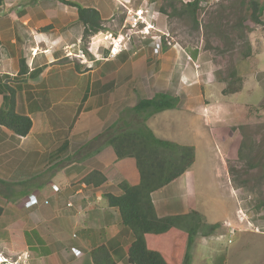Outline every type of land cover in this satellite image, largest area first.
Returning <instances> with one entry per match:
<instances>
[{
	"label": "crops",
	"instance_id": "obj_1",
	"mask_svg": "<svg viewBox=\"0 0 264 264\" xmlns=\"http://www.w3.org/2000/svg\"><path fill=\"white\" fill-rule=\"evenodd\" d=\"M69 1L83 8L94 9L100 16L102 31L86 38L85 49L89 59L84 57L85 54L78 56L82 52L84 28L76 8L58 0H0V84L6 82L14 88L16 113L32 121L26 137H18L0 127V194L4 195L0 201V217L9 218L8 229H18L21 222V229L49 236V240L42 237L50 249L45 264L48 261V264H57L55 260L58 259L65 264H92L90 250L98 246L106 247L115 264H129L126 248L132 241L131 234L120 225L118 211L107 206L105 195L119 196L122 193L118 188L121 182L137 186L140 178L135 160H118L112 147L100 135L108 129L112 132L122 127L120 116L125 111L134 107L139 99H149L158 93L177 96L180 101L186 99L184 113L193 117L191 103L192 98L197 97L196 91L206 93L214 87V83L223 89L225 83L216 79L219 70H180L182 74L179 76L178 70H161L159 58L152 62L150 70L149 62L154 54L148 56L146 53L154 51L153 42L147 45L146 51L145 47L139 45L147 36H156V31L158 35H167L160 30L167 27V17L159 12L162 0ZM181 1L188 3L193 0ZM140 11L144 22L138 24L137 30L144 28L145 24L153 26L146 36L130 32L127 25V16ZM110 24L122 31L126 29L124 33L114 31L115 34L111 35V39H123L122 50L118 49L116 57L109 55L111 42L108 47L100 48L106 41L102 39L103 34H112L107 28ZM199 57V53L194 54V61L190 62L196 65ZM119 58L122 60L119 61ZM20 61H23L26 74L16 79ZM175 63L177 65V60ZM178 66L180 68L181 63ZM146 70H149L148 75ZM255 71L252 70L249 75L238 72L231 83H237V78L241 79L240 91L225 95L224 100L213 104V107L197 110L198 121H205V125H208L212 121L203 111L211 112V107L232 110L235 106L240 107L231 102L238 101L241 93L245 98L248 94L249 98L253 89L262 88L264 91V71ZM2 96L0 93V107L3 105ZM258 100L260 103L257 105L263 106L264 94ZM160 115L163 114L150 116L145 122L153 134L160 133L163 122ZM116 124V128L111 129ZM83 150H86L85 153H80ZM93 171L105 178L103 184L93 186L81 182L85 175ZM188 175L190 173L179 177L182 178L180 186L184 187L179 204L171 200L165 202L168 198H161L179 178L152 193L151 199L158 218L182 217L196 212L204 226L218 225L208 235L198 233L188 252L192 258L191 264H201L213 254L210 252L223 253L218 244L211 245V242L217 240L218 243L225 237L227 246L225 255L217 258L220 259L219 264H264V232L259 234L251 230V227H257L264 231V211L242 212L246 223L239 221L241 215L236 208L214 220L212 214L199 212L197 204L191 202ZM25 183L29 186L12 190L7 188ZM52 186H57L58 191L53 190ZM235 192L238 191L233 189ZM29 194H35L39 204L26 209L23 203ZM237 197L238 201L234 203L239 205L246 202L244 196ZM68 203L72 207H68ZM21 210L25 211V215ZM183 221L185 224L188 222L186 218ZM225 223L236 230L233 238H230ZM69 232L72 236L76 234L79 247L75 244L70 246L80 251L78 257L70 253V246L68 254L62 253L64 236ZM239 234L245 236L239 242L241 246L233 250L232 247L238 244L235 238ZM248 235L252 239H248ZM145 239L147 246L159 251L168 264L183 262L187 241L184 230L171 229L160 236L147 235ZM35 244V240L31 241L30 246ZM9 245L14 250L13 254L19 253L13 244ZM242 248L250 251L249 257L243 255ZM22 254L25 255L23 263H27L31 255L25 251Z\"/></svg>",
	"mask_w": 264,
	"mask_h": 264
},
{
	"label": "rangeland",
	"instance_id": "obj_2",
	"mask_svg": "<svg viewBox=\"0 0 264 264\" xmlns=\"http://www.w3.org/2000/svg\"><path fill=\"white\" fill-rule=\"evenodd\" d=\"M258 1L264 7V0ZM162 5L163 3L161 2L159 7ZM246 15L241 0H203L197 12V30L193 28V25L188 20L178 17L166 18L167 27L165 29L158 27V29L167 33L168 40L172 46H167L165 37L158 35L159 33L156 31L155 35L161 38V49L156 55L154 51L146 53L148 56H152V53L154 54V58L149 62L150 70H152V62L159 58L161 70H178L177 76L182 74L180 70H219V76H216V79L223 80L225 83L223 89L221 87L218 88L216 83H214V87L210 88L206 93L202 91L199 94L196 91L197 97L195 98L194 96L191 103L193 117L184 113L187 107L185 104L186 99L181 100L176 109L161 113L163 115H160L159 118L163 122L160 125V133L154 132V136L157 139L166 140L179 146L194 148V163L186 172L190 173L188 175L189 195L191 196V202L197 204V210L199 212H209L214 217V220L219 219L223 214L235 211V208L237 213L241 215V218H239L240 222L245 220L242 212L250 214L251 211H264V206L261 205L264 202V106L257 105L259 97L264 94L263 89H253L254 92H251L249 98L248 94L247 98H245L243 96L244 93H241L242 96L238 101L231 102L232 105L234 103L240 105V107L235 106L232 110H220L218 107L212 109L215 106L213 104H218V101L221 103L224 100L225 94L223 90L232 80L230 74L234 73V78H236L238 72L242 75H249L252 70H256L255 73L264 71L263 25H254L247 20ZM263 19L264 14L261 17L262 22ZM107 28L112 34H103L105 36H102V39L106 41L103 47L100 48L109 46L110 37L115 34L114 31L116 33H124L126 30H119L113 24L108 25ZM151 37L153 36H150V38L147 36L139 45L145 47V51L147 45L152 42ZM86 47L87 40L83 39L82 52L83 55L85 54L84 57L89 59ZM198 53L200 57L196 65L187 61V57L194 61V54ZM120 58L119 61L122 60ZM176 60L177 65L175 63ZM180 63L181 67L179 68L178 65ZM148 72L149 70H146V74ZM233 85L236 86L238 84L234 83ZM202 94L203 96H201ZM208 106H212L210 108L211 112L205 113L206 111H203V114L210 116V121L212 122H208V125H205V121H198L195 112L202 109V107ZM202 126H205V128H202ZM240 146L241 156H238L237 149ZM85 151L83 150L80 153H85ZM181 180L182 178L177 179L168 188L167 193L164 192L161 195L163 199L168 198L165 202L171 200L172 203L179 204L184 194V187L180 186ZM25 186L28 187L29 185L25 183L21 186L7 188L12 190L13 188L21 189ZM233 189L238 191L235 192L237 195L244 196L246 202L243 201L239 205L234 203L238 201V197L233 193ZM1 198L4 199L3 194H0V201ZM21 213L25 215V211L21 210ZM8 225L9 218L0 217V264L3 261L5 263L2 264H45V258L50 249L44 243L45 241L42 240V237L49 240V236H41L35 232H28L27 229H21V222L17 226L18 229H8ZM181 225L184 224L182 223ZM251 228L254 233L263 234L264 232L262 228ZM15 229L16 234L14 232ZM173 229L179 230V228ZM256 229L258 231H255ZM202 230L207 231V228L205 227ZM244 236L239 234L235 238L236 244H238L232 247L233 250L234 247L241 246L239 242ZM233 237L231 236L230 238ZM247 238L252 239V236L248 235ZM64 239L63 254L69 253L71 244L79 247L76 234L72 236L69 232L64 236ZM34 240L36 244L32 247L30 243ZM226 241L227 237L225 239L222 238L218 243H216L217 240L216 242L212 241L211 245L218 244L223 253L210 252L213 254L209 257L207 256L206 260L201 264L221 263L220 259L217 258L220 255H225ZM9 243L18 249V254H13L14 250H12ZM252 245L254 246V244ZM92 246L93 244H91ZM222 246L224 247L222 248ZM242 250L244 252L243 255L249 257L250 251L247 248H242ZM24 251L31 255L30 258L28 257L27 263H23L25 255L22 252ZM75 252L79 253L80 251L75 246H70V253L75 257L80 256L75 255ZM19 259L20 261L18 262ZM191 259L190 256L188 264H191ZM55 262L57 264H65L60 259L55 260ZM48 263L49 261L46 262V264ZM180 264H183V262Z\"/></svg>",
	"mask_w": 264,
	"mask_h": 264
},
{
	"label": "trees",
	"instance_id": "obj_3",
	"mask_svg": "<svg viewBox=\"0 0 264 264\" xmlns=\"http://www.w3.org/2000/svg\"><path fill=\"white\" fill-rule=\"evenodd\" d=\"M58 1L76 8L78 19L84 28L83 39L86 40L87 37L102 31L101 19L96 10L83 8L69 0ZM202 2L203 0H193L188 3H183L181 0H162L163 5L159 8V12L167 18L178 17L188 20L197 30V12ZM241 3L247 14V20L254 25H263L261 17L264 14V7L259 4L258 0H241ZM19 65L20 70L16 79L26 74L23 61H20ZM230 76L232 79L235 77L234 73ZM235 81L238 85L234 86L229 83L223 90L225 95L240 91L241 79L237 78ZM0 88V93L3 95V105L0 107V127L11 131L18 137H26L31 130L32 121L27 116L16 113L14 88L6 82L1 83ZM179 104L180 99L177 96L164 93L155 94L149 99H139L134 107L125 111L120 117L122 127L117 129L116 124L111 128H116L114 131L110 132L108 129L100 135L106 139V144L112 147L118 160L125 158L135 160L140 178L137 186L121 182L118 185L122 192L119 196L105 195L107 206L118 211L120 225L131 234L132 241L126 248L129 264H168L159 251L147 246L145 237L147 235L160 236L173 228H179L187 233L183 264H188V252L198 233L204 232L208 235L218 227L217 224L204 226L196 212L182 217L158 218L154 210L151 194L186 173L192 167L195 155L193 147L179 146L157 139L145 122L148 117L176 109ZM237 155L241 156V146L237 149ZM81 182L86 185L99 186L105 182V178L93 171L85 175ZM261 205L264 206V202ZM184 218L188 220L186 224L183 221ZM182 223L184 225H181ZM205 227L208 232L202 230ZM90 257L92 264H115L105 246L91 249Z\"/></svg>",
	"mask_w": 264,
	"mask_h": 264
},
{
	"label": "built area",
	"instance_id": "obj_4",
	"mask_svg": "<svg viewBox=\"0 0 264 264\" xmlns=\"http://www.w3.org/2000/svg\"><path fill=\"white\" fill-rule=\"evenodd\" d=\"M142 21H143V19L141 17V11L140 12H136L133 15L127 16V25L129 26L130 32L134 31L133 33H135V34H142L144 36L148 35L149 31L153 29V26L145 24L144 28H142L141 30H137L138 29V24L140 22H142ZM263 25H264V19H263ZM160 35L165 37V42L167 43V46H172L171 42L168 40V36L167 35H164V34H160ZM127 39H128V36H127ZM111 41L113 42V45H112V47L109 50V55H110V57H116L117 54L119 53L117 47H119L120 39L119 38H116L115 40L111 39ZM116 41H119L118 44L116 43ZM151 41L153 42L154 51L157 54L159 52V50L161 49V45H162L161 38L159 36H153V37H151ZM115 47H116V50H115ZM78 56L82 57L83 56L82 52H79ZM187 58H188L189 61H191V59L189 57H187ZM80 60H81L80 62H82V59H80ZM52 189L55 190V191H58V187L57 186H52ZM44 203L47 204L46 201H44ZM38 204H39V201H38L37 196L35 194H29V195L26 196V200L23 203V206L26 209H30L32 207L37 206ZM69 206L72 207V204L68 203V207ZM239 212H241V211H239ZM226 226L229 229V234L231 236L234 235L236 230L231 228L230 225H228V224H226ZM255 231H258V230L256 229ZM78 254L79 253L75 252V255H78Z\"/></svg>",
	"mask_w": 264,
	"mask_h": 264
},
{
	"label": "clouds",
	"instance_id": "obj_5",
	"mask_svg": "<svg viewBox=\"0 0 264 264\" xmlns=\"http://www.w3.org/2000/svg\"><path fill=\"white\" fill-rule=\"evenodd\" d=\"M112 39H116V38H112ZM122 41H123V39L122 38H120V43H119V47H117L118 49H120V51L122 50V48H121V43H122ZM110 42H111V46H110V48L112 47V45H113V42L111 41V39H110ZM117 44H118V42H117ZM110 50V49H109ZM118 55V54H117ZM2 263H5V262H2ZM1 263V264H2ZM11 264V263H10Z\"/></svg>",
	"mask_w": 264,
	"mask_h": 264
},
{
	"label": "bare ground",
	"instance_id": "obj_6",
	"mask_svg": "<svg viewBox=\"0 0 264 264\" xmlns=\"http://www.w3.org/2000/svg\"><path fill=\"white\" fill-rule=\"evenodd\" d=\"M74 50V49H73ZM115 50H116V47H115ZM72 52V51H71ZM91 69V68H90ZM149 113V112H148ZM121 117V116H120ZM105 130V129H104ZM152 133V132H151ZM264 180V179H263ZM264 184V183H263ZM226 224V223H225ZM208 232V231H207ZM231 244V243H230ZM4 262V261H3Z\"/></svg>",
	"mask_w": 264,
	"mask_h": 264
}]
</instances>
